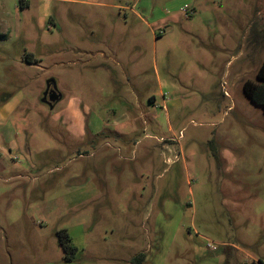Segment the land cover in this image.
Instances as JSON below:
<instances>
[{"label": "rangeland", "instance_id": "rangeland-1", "mask_svg": "<svg viewBox=\"0 0 264 264\" xmlns=\"http://www.w3.org/2000/svg\"><path fill=\"white\" fill-rule=\"evenodd\" d=\"M0 33V264L264 261V0H0Z\"/></svg>", "mask_w": 264, "mask_h": 264}, {"label": "trees", "instance_id": "trees-1", "mask_svg": "<svg viewBox=\"0 0 264 264\" xmlns=\"http://www.w3.org/2000/svg\"><path fill=\"white\" fill-rule=\"evenodd\" d=\"M3 37H5V35L0 33V38ZM27 55L31 57L27 58V62H32V55L30 53H28ZM242 90L244 95L249 98L250 101H252L254 104L261 106L264 112V59L262 60L256 71V79H246L243 82ZM56 234L58 237V241L64 251L65 261L74 260L78 248L72 242V238L70 237L67 229H59L56 231ZM145 257L146 255L144 252H138L130 259L129 264H142L145 260Z\"/></svg>", "mask_w": 264, "mask_h": 264}, {"label": "water", "instance_id": "water-1", "mask_svg": "<svg viewBox=\"0 0 264 264\" xmlns=\"http://www.w3.org/2000/svg\"><path fill=\"white\" fill-rule=\"evenodd\" d=\"M50 82H53V87L51 88L50 92H49V96L47 97V93H48V87L50 85ZM61 97V94L59 91H57V87H56V84L54 82L53 79H49L47 80L46 82V89L44 90L43 92V95H42V101L43 102H46L47 104H49L50 108L53 107L54 103L60 99Z\"/></svg>", "mask_w": 264, "mask_h": 264}, {"label": "crops", "instance_id": "crops-1", "mask_svg": "<svg viewBox=\"0 0 264 264\" xmlns=\"http://www.w3.org/2000/svg\"><path fill=\"white\" fill-rule=\"evenodd\" d=\"M4 101L5 99H3V101L0 103V121H4V117L6 116V114L11 111V107H8L6 101ZM247 256L251 258V261L250 263L247 262L246 264H264V261H262V259L255 257L251 253H248Z\"/></svg>", "mask_w": 264, "mask_h": 264}, {"label": "flooded vegetation", "instance_id": "flooded-vegetation-1", "mask_svg": "<svg viewBox=\"0 0 264 264\" xmlns=\"http://www.w3.org/2000/svg\"><path fill=\"white\" fill-rule=\"evenodd\" d=\"M53 87V82H50V85H49V87H48V93H47V97L49 96V92H50V90H51V88ZM45 89H46V87H45ZM58 91V90H57ZM55 104V103H54Z\"/></svg>", "mask_w": 264, "mask_h": 264}, {"label": "built area", "instance_id": "built-area-1", "mask_svg": "<svg viewBox=\"0 0 264 264\" xmlns=\"http://www.w3.org/2000/svg\"><path fill=\"white\" fill-rule=\"evenodd\" d=\"M184 10V9H183Z\"/></svg>", "mask_w": 264, "mask_h": 264}]
</instances>
